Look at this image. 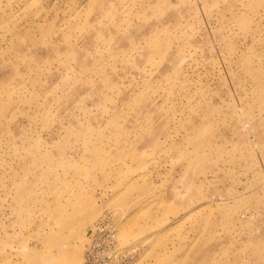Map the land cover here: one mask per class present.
<instances>
[{
    "label": "rangeland",
    "instance_id": "1",
    "mask_svg": "<svg viewBox=\"0 0 264 264\" xmlns=\"http://www.w3.org/2000/svg\"><path fill=\"white\" fill-rule=\"evenodd\" d=\"M107 216L127 264H264V0H0V264Z\"/></svg>",
    "mask_w": 264,
    "mask_h": 264
},
{
    "label": "built area",
    "instance_id": "2",
    "mask_svg": "<svg viewBox=\"0 0 264 264\" xmlns=\"http://www.w3.org/2000/svg\"><path fill=\"white\" fill-rule=\"evenodd\" d=\"M85 249L78 264H127V245L120 240L111 216L90 225L85 231Z\"/></svg>",
    "mask_w": 264,
    "mask_h": 264
},
{
    "label": "bare ground",
    "instance_id": "3",
    "mask_svg": "<svg viewBox=\"0 0 264 264\" xmlns=\"http://www.w3.org/2000/svg\"><path fill=\"white\" fill-rule=\"evenodd\" d=\"M120 233V232H119ZM120 238H121V236H120ZM122 240V239H121Z\"/></svg>",
    "mask_w": 264,
    "mask_h": 264
}]
</instances>
